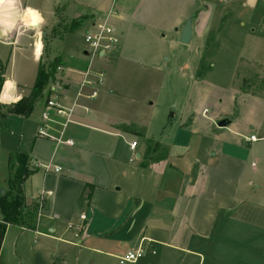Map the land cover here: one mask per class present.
Masks as SVG:
<instances>
[{"label": "crops", "instance_id": "0c3cea01", "mask_svg": "<svg viewBox=\"0 0 264 264\" xmlns=\"http://www.w3.org/2000/svg\"><path fill=\"white\" fill-rule=\"evenodd\" d=\"M123 4L118 8L124 10ZM112 5L113 0H24V6L38 9L45 22L33 28L21 25L0 40V62L5 65L0 95L6 99L28 96L39 63L46 56L59 59L62 67L56 73L63 88L60 102L67 107L77 103L73 121L61 135L62 140L71 139L74 144L37 136L46 99L29 118L6 117L7 121L19 119L21 133L15 142L4 143L8 175L0 187H7L9 157L26 152L34 171L23 186L26 204L32 210L39 196L45 199L42 213L38 208L27 226H3L0 211V264H120L118 257L141 243L147 255L127 264H201L204 255L200 248L211 241L218 223L248 222L264 213L263 208L239 197L246 196L241 189V157L223 152L201 161L193 154L192 162L178 165L168 143L142 134V146L129 138L128 126L98 111L111 102L110 96L99 101L88 98L92 85H85L83 94L77 96L87 71L94 82L103 71L92 72L87 58H93L90 50L83 56L72 49L69 34L82 24L92 27L105 18L110 22ZM118 16L124 18V12ZM116 48L117 52L122 49L119 39ZM49 130L59 136L61 127L53 125ZM133 141L137 142L134 150L130 146ZM155 144L154 152L159 155L154 153L151 158L149 147ZM127 153L130 163L132 157L138 161L127 164ZM32 160L50 166L33 168ZM56 166L61 170L55 171ZM87 186L91 193L85 199ZM81 213L87 220L76 235L68 223H80Z\"/></svg>", "mask_w": 264, "mask_h": 264}, {"label": "rangeland", "instance_id": "374dc122", "mask_svg": "<svg viewBox=\"0 0 264 264\" xmlns=\"http://www.w3.org/2000/svg\"><path fill=\"white\" fill-rule=\"evenodd\" d=\"M112 7L110 23L122 49L87 57L92 72H104L94 101L110 96L112 102L98 111L128 126L129 138L142 146V134L168 143L178 165L192 162L193 154L201 161L223 152L241 157L246 196L239 197L264 209V96L253 94L264 92V0H113ZM196 13L192 38L182 43L181 29ZM90 28L82 24L69 34L71 48L81 55L90 50L85 40ZM5 119L0 183L8 175L4 143L21 133L17 117ZM221 120L227 124L219 126ZM151 147V158L159 155L157 145ZM126 156L127 164L138 161ZM256 215L248 222L218 223L200 248L201 264H264V213Z\"/></svg>", "mask_w": 264, "mask_h": 264}, {"label": "trees", "instance_id": "16d2710c", "mask_svg": "<svg viewBox=\"0 0 264 264\" xmlns=\"http://www.w3.org/2000/svg\"><path fill=\"white\" fill-rule=\"evenodd\" d=\"M59 59L49 60L43 56L39 63L34 85L28 96H24L18 103L2 104L0 103V122L5 119L8 114L19 115L24 118H29L35 109L43 100L47 99L50 91V85L56 80L57 67ZM5 65L0 62V91L5 81ZM243 92L248 93L245 87H242ZM263 97L264 92L254 93ZM31 157L26 152H17L9 157V171L7 187H2L4 193L0 190V211L2 214L3 226L7 224L13 226L29 225V218H34L37 215L39 202L32 207L31 210L27 204L24 195V183L26 179L34 172L29 164ZM91 189L87 186L85 190V199L89 198ZM84 198V197H83ZM82 198V199H83ZM33 213V214H32ZM34 215V217L32 216Z\"/></svg>", "mask_w": 264, "mask_h": 264}, {"label": "built area", "instance_id": "2783aa9c", "mask_svg": "<svg viewBox=\"0 0 264 264\" xmlns=\"http://www.w3.org/2000/svg\"><path fill=\"white\" fill-rule=\"evenodd\" d=\"M85 40L88 43L90 47V53L92 57L100 56L101 54L104 56L108 54L113 48L117 46L118 39L115 34V28L112 26V24L109 22L108 18H105L103 20L95 22L92 27L86 32ZM62 67H57V72H61ZM88 71L86 72V77L83 79L80 90L77 94L78 97H80L83 92V88L85 85H92L93 89L88 94V98L93 99L98 96L99 89L96 87V83L101 84L103 79V72L99 73V77L97 81H93L90 78H88ZM63 90L60 81L56 78V80L50 85L49 91L50 96L47 97L46 103L44 106V110L41 113V122L37 128V136L39 137H45L53 139L57 142H65L67 144H74V141L71 139L68 140H62V133L63 130L66 128V126L71 123L72 116L74 113V108L76 106V102L71 107L64 106L60 100H59V94ZM62 120H61V119ZM53 125H59L61 127L60 135L56 136L52 132H50L49 129H51V126ZM255 136H251V140H254ZM137 145L136 141H133L131 143V148L134 150ZM32 167H45L49 168L50 165L43 163L40 160H32ZM60 167H55V171H60ZM1 190V187H0ZM44 199L45 196L41 195L38 197L39 200V213L41 214L44 209ZM80 223H74L69 222L68 228L73 229L76 231V235H78V232L82 231L85 222L87 220V216L85 213L80 214ZM147 251V248L144 246V244H140L139 247L135 250H130L126 252L125 254L118 257L120 264H127V263H133L138 261L140 258H142Z\"/></svg>", "mask_w": 264, "mask_h": 264}, {"label": "clouds", "instance_id": "9594fccd", "mask_svg": "<svg viewBox=\"0 0 264 264\" xmlns=\"http://www.w3.org/2000/svg\"><path fill=\"white\" fill-rule=\"evenodd\" d=\"M44 22V17L39 10L25 7L24 0H0V40L8 37L21 25L33 28ZM22 98V96H16L6 99L0 95V103L14 104Z\"/></svg>", "mask_w": 264, "mask_h": 264}, {"label": "water", "instance_id": "95a60500", "mask_svg": "<svg viewBox=\"0 0 264 264\" xmlns=\"http://www.w3.org/2000/svg\"><path fill=\"white\" fill-rule=\"evenodd\" d=\"M196 13L193 16H190L189 19L187 20V22L185 23V25L183 26V28L181 29V33H180V41L182 43H189L192 35H193V29H192V21L194 18L197 17ZM227 124V120H221L218 122L219 126H225ZM1 193H4V189L1 190Z\"/></svg>", "mask_w": 264, "mask_h": 264}]
</instances>
